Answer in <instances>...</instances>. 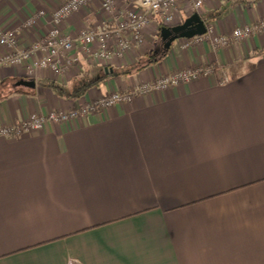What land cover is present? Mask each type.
Here are the masks:
<instances>
[{"label": "crops", "instance_id": "1", "mask_svg": "<svg viewBox=\"0 0 264 264\" xmlns=\"http://www.w3.org/2000/svg\"><path fill=\"white\" fill-rule=\"evenodd\" d=\"M66 1L0 0V30L17 31L19 49H28L50 16L28 21ZM128 7L116 0L117 10ZM176 13L173 27L197 12L179 0ZM198 14L230 37L264 20V0H216ZM108 18L96 1L63 32L76 36ZM163 27L154 15L143 44L122 59L76 50L80 64L60 75L0 67V129L184 68L223 67L229 78L202 77L41 132L0 136V264H264V34L227 47L178 40L149 64ZM106 69L130 72L103 79ZM95 80L83 96H68Z\"/></svg>", "mask_w": 264, "mask_h": 264}, {"label": "built area", "instance_id": "2", "mask_svg": "<svg viewBox=\"0 0 264 264\" xmlns=\"http://www.w3.org/2000/svg\"><path fill=\"white\" fill-rule=\"evenodd\" d=\"M96 1L101 2V8L108 14L106 22L98 27L87 26L76 36L66 35L63 25L73 15L86 9ZM129 7L125 10L116 9V0H67L50 13L40 11L29 20L27 25L33 26L37 20L50 16V29L47 34L35 42L30 48L19 49V34L17 31L3 32L0 30V67L9 66L22 68L26 66L29 72L47 70L56 75L81 62L76 50L89 60L122 59L133 49L143 44V35L149 27L154 15H160L166 27H173L177 19L179 0H126ZM216 0H187L195 12H199L206 4ZM264 34V20L244 27L236 28L230 37L215 35L211 27L207 34L193 39L195 43L210 42L214 47H227L232 41H248L255 35ZM191 43H187L189 47ZM40 54L41 58L37 55ZM37 57V58H36ZM64 59V63L62 61ZM220 76L221 83L229 82L223 67L198 66L184 68L172 74L153 79L149 82L135 85L124 92H113L106 96L87 101L74 107L71 111H53L47 115H34L31 118L14 125L0 129V136L14 138L22 133H37L48 124H61L78 119L89 114L100 113L108 108L121 104H130L136 97L165 91L182 84H190L202 77Z\"/></svg>", "mask_w": 264, "mask_h": 264}, {"label": "water", "instance_id": "3", "mask_svg": "<svg viewBox=\"0 0 264 264\" xmlns=\"http://www.w3.org/2000/svg\"><path fill=\"white\" fill-rule=\"evenodd\" d=\"M207 23L196 13L188 18L183 24L174 27H163L160 31V39L163 43V50L168 53L172 45L178 40H190L195 37H201L207 34ZM157 52V51H156ZM155 52V53H156ZM112 73L113 70L106 69V73ZM21 84L29 86V82Z\"/></svg>", "mask_w": 264, "mask_h": 264}, {"label": "trees", "instance_id": "4", "mask_svg": "<svg viewBox=\"0 0 264 264\" xmlns=\"http://www.w3.org/2000/svg\"><path fill=\"white\" fill-rule=\"evenodd\" d=\"M166 56H167V53L161 47L157 53L148 56V62H149V64H157V63L161 62ZM129 72H130V70L124 71V72L122 70H120L119 72L109 73L107 76H104L103 79H109L111 77H118L122 74H124V75L128 74ZM96 82H98V80H95L94 82L79 81L73 87L72 92L68 93V96L72 95L74 97H81Z\"/></svg>", "mask_w": 264, "mask_h": 264}, {"label": "rangeland", "instance_id": "5", "mask_svg": "<svg viewBox=\"0 0 264 264\" xmlns=\"http://www.w3.org/2000/svg\"><path fill=\"white\" fill-rule=\"evenodd\" d=\"M156 44H158V40H157V43Z\"/></svg>", "mask_w": 264, "mask_h": 264}]
</instances>
